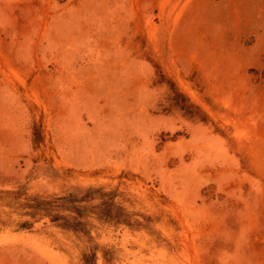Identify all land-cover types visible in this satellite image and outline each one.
Returning a JSON list of instances; mask_svg holds the SVG:
<instances>
[{
	"label": "rangeland",
	"instance_id": "rangeland-1",
	"mask_svg": "<svg viewBox=\"0 0 264 264\" xmlns=\"http://www.w3.org/2000/svg\"><path fill=\"white\" fill-rule=\"evenodd\" d=\"M0 264H264V0H0Z\"/></svg>",
	"mask_w": 264,
	"mask_h": 264
}]
</instances>
